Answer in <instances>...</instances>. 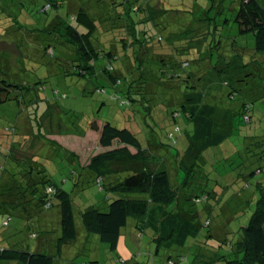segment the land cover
I'll use <instances>...</instances> for the list:
<instances>
[{"label": "rangeland", "instance_id": "rangeland-1", "mask_svg": "<svg viewBox=\"0 0 264 264\" xmlns=\"http://www.w3.org/2000/svg\"><path fill=\"white\" fill-rule=\"evenodd\" d=\"M84 1L93 12L98 10L95 16L107 14L110 9L105 6L112 2L53 0L48 6V0H0V78L14 85L9 98L0 104V175H7L0 185V202L11 199L13 204L17 200L15 194L21 189L14 179L22 182L23 190L34 181L30 188L38 192L54 183L70 193L79 230L76 240L59 244V201L55 199L46 209L29 197L26 203L17 205L29 217L36 214L38 226L24 218L26 215H17L8 203L0 208V243L34 251L44 242L38 251L51 254L54 264H116L118 259L127 260V264H166L167 256L178 254L186 256L178 264H195L196 252L188 243L163 247L156 253L151 231L140 235L132 218L121 231L125 243L117 251L100 241L97 234H86L82 223L83 211L91 205L106 209L117 196L104 191L87 167L91 156L105 150L99 144V128L107 120L131 129L157 160L152 165L156 167L165 160L171 181L177 180V173L179 181L184 178L176 162L187 155L191 128L180 110L183 92L191 89L180 87V80L203 97L213 93L214 100L209 101L218 105L216 121L229 112L227 137L203 150L199 160L210 180L206 189L202 186L206 194L196 201L186 199L181 206L201 224L211 220L215 235L211 244L229 252V260H233L242 227L248 224L264 194V157L254 159L247 167L243 165L257 149L264 150V52L256 51L252 33L239 34L234 22L235 0H147L144 6H153L152 16L158 9L165 11L144 24L134 11L141 36L137 45L124 50L120 41L124 30L115 29L112 45L120 57L114 60V66L123 80H119L117 89L101 75L102 65L91 69L97 78L69 73L75 50L65 39L62 24L74 22L71 16ZM139 5L142 7L143 2ZM149 22L155 24L149 28ZM99 27L103 29V24ZM156 34L161 40L153 37ZM103 38L109 39L108 35ZM141 45L142 55L136 53L140 59L125 55ZM172 76L175 80L170 84L165 81ZM129 82L132 90L126 93ZM103 86L105 92L97 90ZM244 103L249 106L245 112ZM259 167L261 171H257ZM245 171L249 176L256 173L247 180L236 178ZM257 182H261L259 186ZM7 214L12 215V222L2 228L1 221ZM219 259L215 248L206 246L199 248L196 262L225 264Z\"/></svg>", "mask_w": 264, "mask_h": 264}, {"label": "trees", "instance_id": "trees-1", "mask_svg": "<svg viewBox=\"0 0 264 264\" xmlns=\"http://www.w3.org/2000/svg\"><path fill=\"white\" fill-rule=\"evenodd\" d=\"M139 1L143 2V8L141 5L136 6ZM146 1L112 0L111 3H107L105 6L110 11L103 16L99 14L98 17L95 16L98 10L93 12V9L91 10V7L87 6L85 1L84 4L78 5L77 11L71 16L74 22L62 24L63 35L67 41L74 45L75 50V63L69 73L72 72L71 74L81 76V78L91 74L97 78L98 75L96 76L95 71L92 72L91 69L96 65H102V68H100L101 75H105L104 77L115 89L120 87V83L123 82L122 75L114 66V60H117L120 56L112 45L115 29L121 28L124 30L125 35L120 41L124 50L130 51L131 46L135 43L137 45L141 39L138 34V23L134 17V11L136 16L141 15L139 22L143 24L146 19L158 18L162 15L161 11H165L158 9L156 15L152 16L150 10L153 6H144L147 5ZM52 2L53 0H48V6L52 5ZM234 5L237 7L234 22L238 25L239 34L252 33L255 38L256 51L258 53L264 52V0H235ZM164 22L166 20L161 22V25ZM100 24H103V29L99 27ZM154 24V22H149L147 27L150 28ZM100 34L102 38H100ZM107 35L109 39L103 38ZM153 37L158 38V40L162 38L158 34ZM200 39L203 40L205 37ZM120 41L116 40L115 43ZM195 45L193 43L191 46L194 48ZM142 49L143 46L141 45L137 50L133 49L132 53H125V55L140 59L136 53L141 56ZM179 65L183 66V62H180ZM223 73L226 74L227 71L223 70ZM174 76L171 77L172 79L165 81L170 84L175 80ZM123 78L127 80V75H124ZM119 80H121L120 83ZM178 81L180 87L191 89L183 92L180 110L191 128L187 135V155H184L183 160L180 159L176 162L179 167L178 170L182 168L184 178L182 177V181H179L177 173V180L175 182L171 181L165 160L156 167L152 165L157 160L153 159L148 150L142 146L136 134L127 127H117L107 120L99 128V144L105 150L91 156L87 167L94 173L96 182L104 191L107 193L112 192L117 196L108 205L106 204V209H102L99 205H91L83 211L82 223L84 229H82L86 231V234L87 232L97 234L100 241L107 243L112 251H117L121 244L125 243L121 231L127 226L129 218H132L134 227L140 235L147 230L151 231L150 235L152 242L156 245V253H159L163 247L171 249L174 246H185L188 243L190 249H195V264H198L196 258L199 248L206 246L214 247L216 252L220 254L221 259L219 261L225 264H235V262H237L236 264H264V194L258 200L257 207L252 213L248 224L242 227L240 238L237 241V250L234 248L233 260H229V252H223L216 247L217 244L215 246L211 244V240L215 236L210 228L211 220L208 219L204 224H201L196 220L194 214L190 216L181 206L186 199L196 201L206 194L205 189L210 180L206 169L199 163L202 151L212 145L220 144L227 137V131H229L231 125L229 112L224 115L223 120H215L218 105L209 101V98L210 100L213 99V93L206 94L203 97L198 91L193 90L190 86H184L183 82ZM225 81L229 85V81ZM13 86L8 80L0 78V104L9 98ZM104 87H97V90L105 92ZM131 87L132 85L129 82L126 93L132 90ZM232 96L231 93L230 97ZM114 98L118 99L115 95ZM248 108L249 106L244 103V112L248 111ZM245 117L247 116L245 115ZM95 125L93 123L92 127L97 129L98 127ZM256 151L251 158L244 160V167H247V164L254 159L264 157V150L263 153L261 149ZM261 170L262 167L257 169V171ZM255 173L253 171L250 176ZM237 176L236 178H243L244 180L250 177L246 171L238 173ZM2 178L0 175V185L6 181H2ZM14 181H17L18 188L21 189L15 194L17 200H13V204L11 199L6 203L0 202V208L4 209L9 203L11 208L17 210V215L23 216L26 215V212L19 209L18 205L21 202L26 203L29 197L37 199L39 206L46 209L52 207L53 201L57 199L61 214L59 244L74 241L78 238L79 230L68 191L62 189L59 185L49 183L45 185L43 192H38L35 187L30 188L34 181H29L27 188L23 190L22 182L17 179H14ZM260 183L257 182L258 186ZM202 186L205 189H202ZM31 191L33 192L32 195L29 194ZM49 202L51 204L48 207L47 203ZM36 216L33 213L32 216L26 215L24 218L32 219L35 225L38 226L37 221L39 219H36ZM10 222H12V215L7 214L6 218L1 221L2 228L9 226ZM202 227L207 229L205 230ZM30 228L31 224L29 225ZM30 232L33 234L32 231ZM123 246L125 247L126 244ZM185 257L182 254H178L176 257L167 256L166 264H178ZM0 261H14L15 264H54V257L51 254L38 251V247L37 250L31 251L29 248L15 247L13 243H10L9 247H2V243H0ZM126 261L118 259L116 264H127ZM134 264L141 263L138 261ZM199 264L216 263L203 261Z\"/></svg>", "mask_w": 264, "mask_h": 264}, {"label": "crops", "instance_id": "crops-1", "mask_svg": "<svg viewBox=\"0 0 264 264\" xmlns=\"http://www.w3.org/2000/svg\"><path fill=\"white\" fill-rule=\"evenodd\" d=\"M3 177H5V179L4 178H2V181H3V179L4 180H6V178H7V175H3ZM47 240V239H46ZM43 244H44V242H40V246H38V250L43 246ZM2 247H6L5 245H2Z\"/></svg>", "mask_w": 264, "mask_h": 264}, {"label": "built area", "instance_id": "built-area-1", "mask_svg": "<svg viewBox=\"0 0 264 264\" xmlns=\"http://www.w3.org/2000/svg\"><path fill=\"white\" fill-rule=\"evenodd\" d=\"M50 204H51L50 202H49V203H47V206L49 207V206H50Z\"/></svg>", "mask_w": 264, "mask_h": 264}]
</instances>
